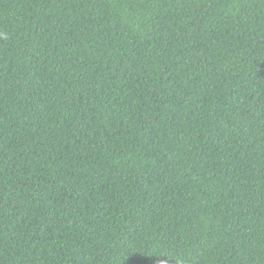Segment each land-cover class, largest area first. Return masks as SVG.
I'll list each match as a JSON object with an SVG mask.
<instances>
[{
  "label": "trees",
  "instance_id": "obj_1",
  "mask_svg": "<svg viewBox=\"0 0 264 264\" xmlns=\"http://www.w3.org/2000/svg\"><path fill=\"white\" fill-rule=\"evenodd\" d=\"M0 264H264V0H0Z\"/></svg>",
  "mask_w": 264,
  "mask_h": 264
}]
</instances>
